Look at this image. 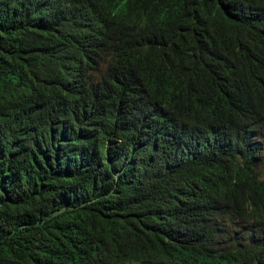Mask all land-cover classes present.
Here are the masks:
<instances>
[{"label": "trees", "instance_id": "16d2710c", "mask_svg": "<svg viewBox=\"0 0 264 264\" xmlns=\"http://www.w3.org/2000/svg\"><path fill=\"white\" fill-rule=\"evenodd\" d=\"M162 1L105 23L99 82L115 88V78L133 80L176 128L215 130L226 145L186 147L180 132L162 133L152 117L142 124L124 95L95 102L91 88L74 92L56 75L35 74L55 72L60 58L41 48L31 54L7 33L1 75L26 69L57 107L53 117L33 113L26 79L13 82L0 105V115L35 123L46 136L29 160L0 151V264H37L26 252L46 235L56 248L70 238L92 250L112 247L120 234L130 243L121 240L108 264L128 261L140 238L172 264H264V0ZM138 14L145 31L125 24ZM55 32L39 26L33 8L26 40ZM117 146L126 152L122 166ZM57 255L70 264L65 249ZM40 264H57L54 249Z\"/></svg>", "mask_w": 264, "mask_h": 264}, {"label": "clouds", "instance_id": "9594fccd", "mask_svg": "<svg viewBox=\"0 0 264 264\" xmlns=\"http://www.w3.org/2000/svg\"><path fill=\"white\" fill-rule=\"evenodd\" d=\"M146 1L0 0V37L11 33L14 39H22L21 46L25 43V50H28L31 54L34 53L35 49L41 48L59 57L60 65L55 72L49 73L42 69H37L35 74L47 73L48 75H56L60 83L64 84L68 90L88 92L89 88H91L92 93L88 96L95 102L103 101L114 93L119 94L121 97L124 95L122 98L136 107V115L143 117L141 120L142 124H144L148 116L152 117L156 124L161 126L162 133L166 135L171 133L174 136L177 132H180L182 134L180 141L184 142L186 147L198 148L204 142L220 143L225 146V140L215 130L210 131L204 128L198 133L188 130L187 134L182 128H176V124L172 121L171 115L165 110L164 106L140 88L137 82L133 80L115 78L117 82V87L115 88L100 84L99 72L96 68L98 56L101 53L100 45L103 44L100 36L101 30L104 29L105 23L112 18L119 15L124 17L129 12L133 15L135 11L143 9ZM157 1L162 0H154V3ZM27 3L29 7H26ZM166 3L174 5L175 0H166ZM32 7L38 15L39 26L55 29L54 38L49 39L38 33V39L29 38L26 40L25 27L26 24L30 26L32 23ZM25 14L29 16V22L25 20ZM142 21V15L138 14L135 22L129 24L125 21V24L131 29L145 31L143 28L147 27V23L142 24ZM149 22L152 24V19ZM13 28L17 29L18 33ZM0 47L4 48L5 46L1 44ZM2 73L6 72L0 71V105H4L7 102L9 91L12 88H17L13 82L21 83L26 79L32 84L30 92H27L29 93V98H31L29 103L31 111L38 113L40 116L46 112L52 117L54 116L57 104L48 100V88L36 78L29 77L26 69L18 70L15 75L9 73L8 77H4V75H1ZM53 129L60 132L61 126L59 129L55 127ZM190 133L194 137H191ZM44 137L46 136L39 125L28 121L27 126H19L16 118L0 115V151L4 152L6 150L7 154L11 151L17 154V159L29 160L37 152L41 153L40 151L43 148H37ZM111 145L113 146L114 144ZM151 145H153V142ZM117 150L121 152V158L118 159L117 157V165L122 166L126 163V152L122 146L116 147V154ZM106 162L107 159H99L101 165H107ZM1 163L2 161H0V165ZM117 174L118 170H115V175ZM3 180H6V176H4ZM2 185L0 182V186ZM7 186L9 187V185L5 184V187ZM14 190L15 187L12 189V195ZM64 236L65 234H63ZM43 237L47 241L45 238L40 243L36 241L35 245H32L31 251L26 252V254L32 253L34 255L37 264L41 263L42 257L49 249H54L56 252L57 264H63L64 262L60 261V257L57 255L62 249L69 253L65 261L70 264H108V259L113 249H115L117 244L120 246L119 242L123 240V237H118L112 247L106 246L104 249L93 247L92 250H83L80 244L70 238H63L62 247L56 248L50 243L48 239L50 237H47V235ZM50 239L52 240V238ZM122 242L128 246L130 239ZM149 242L147 239L140 238V241L136 239L133 245V255L128 261L125 260L121 264H172L162 258L161 255L159 257L157 248L148 245ZM45 247H47L46 252L41 254L40 251ZM108 252L109 254H107Z\"/></svg>", "mask_w": 264, "mask_h": 264}]
</instances>
